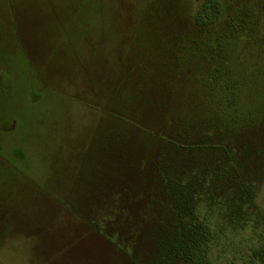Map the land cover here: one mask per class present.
<instances>
[{
    "label": "rangeland",
    "instance_id": "obj_1",
    "mask_svg": "<svg viewBox=\"0 0 264 264\" xmlns=\"http://www.w3.org/2000/svg\"><path fill=\"white\" fill-rule=\"evenodd\" d=\"M198 6L0 0V264H172L175 206L196 225L219 199L243 222L244 190L218 171L237 156L244 181L262 179L264 140L220 137L259 112L264 49L201 33ZM223 234L213 264L246 248Z\"/></svg>",
    "mask_w": 264,
    "mask_h": 264
},
{
    "label": "trees",
    "instance_id": "obj_2",
    "mask_svg": "<svg viewBox=\"0 0 264 264\" xmlns=\"http://www.w3.org/2000/svg\"><path fill=\"white\" fill-rule=\"evenodd\" d=\"M198 4L197 15L193 22L198 31L202 33L212 27L217 31L215 36L217 42H243L249 45H259L264 49V0H198ZM214 57L212 80H218L224 75L225 68L223 62L219 60L221 59L219 51H215ZM262 74L261 84L264 86V71ZM260 101L258 113L254 110H247L244 121L235 120L237 126L233 128L234 131L231 135L220 138L226 142L230 139L237 141L243 135L255 134L257 139L264 140L262 139L264 134V94H262ZM233 107L236 109L237 106L233 105ZM223 140L220 144L221 149L231 154L233 149L227 146V143L224 145ZM211 146L218 150L213 143ZM236 157L230 156V159L227 160L229 169L225 167L218 173L233 181L232 186H230L232 190H244V196L242 195L244 199H240L242 201L240 209H247L248 213L243 222L238 223L236 218L230 217L228 211L223 213L224 209L220 205L219 199L213 201V206L211 204L208 206L205 203L206 208L204 207L205 210L199 211L201 220L196 225L194 220H191L192 224L190 223L191 215L187 213L183 215L180 208L175 206L176 208L171 210L172 223L168 228L171 240L164 244L160 250L162 258H166L163 259L172 264H213V253L215 248L221 245V234L224 233L223 235L228 238L233 233H237L238 236H244L246 233L247 242L244 252L239 256L240 258L227 264H264V176L258 181H244L242 174L236 171L238 165V158ZM190 186V183H186L183 187L185 190H189ZM200 199L204 201L202 196ZM202 201L200 205L203 206ZM182 221L185 223L181 224ZM217 224H224V232L223 228L221 231H214ZM169 245L171 248H168ZM197 245L203 246L197 248ZM235 245L237 244L227 243L229 248ZM196 248L199 253L196 263L190 262L191 257L188 254L186 257L184 254L188 249H193L197 256ZM203 259L204 262H202ZM164 262L162 264H167L166 261Z\"/></svg>",
    "mask_w": 264,
    "mask_h": 264
}]
</instances>
